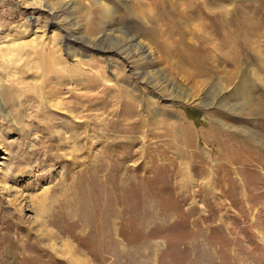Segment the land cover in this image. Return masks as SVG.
<instances>
[{
	"label": "rangeland",
	"instance_id": "obj_1",
	"mask_svg": "<svg viewBox=\"0 0 264 264\" xmlns=\"http://www.w3.org/2000/svg\"><path fill=\"white\" fill-rule=\"evenodd\" d=\"M0 101V264H264V0H0Z\"/></svg>",
	"mask_w": 264,
	"mask_h": 264
},
{
	"label": "bare ground",
	"instance_id": "obj_2",
	"mask_svg": "<svg viewBox=\"0 0 264 264\" xmlns=\"http://www.w3.org/2000/svg\"><path fill=\"white\" fill-rule=\"evenodd\" d=\"M57 71H58V70H57ZM51 72H53V71H51ZM54 73L56 74L55 71H54L52 74H54ZM55 74H54V75H55ZM54 75H53V76H54ZM56 76H57V74H56ZM1 101H2V99H1ZM1 101H0V111H1V104H2ZM74 107H75V106H74Z\"/></svg>",
	"mask_w": 264,
	"mask_h": 264
}]
</instances>
